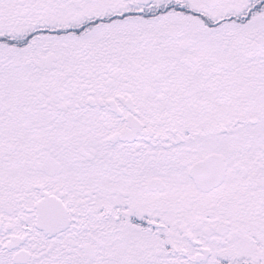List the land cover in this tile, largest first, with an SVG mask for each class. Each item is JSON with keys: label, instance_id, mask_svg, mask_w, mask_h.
I'll list each match as a JSON object with an SVG mask.
<instances>
[{"label": "snow or ice", "instance_id": "6c2138e0", "mask_svg": "<svg viewBox=\"0 0 264 264\" xmlns=\"http://www.w3.org/2000/svg\"><path fill=\"white\" fill-rule=\"evenodd\" d=\"M0 264H264V0H0Z\"/></svg>", "mask_w": 264, "mask_h": 264}]
</instances>
